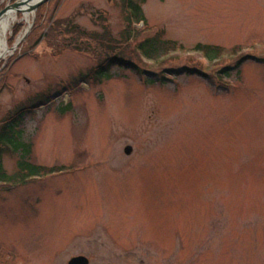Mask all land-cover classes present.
<instances>
[{"label":"rangeland","instance_id":"rangeland-1","mask_svg":"<svg viewBox=\"0 0 264 264\" xmlns=\"http://www.w3.org/2000/svg\"><path fill=\"white\" fill-rule=\"evenodd\" d=\"M141 6L130 38L123 0H52L13 23L0 129L31 109L30 160L55 173L0 185V264H264V0ZM156 36L176 50L146 60Z\"/></svg>","mask_w":264,"mask_h":264},{"label":"trees","instance_id":"trees-1","mask_svg":"<svg viewBox=\"0 0 264 264\" xmlns=\"http://www.w3.org/2000/svg\"><path fill=\"white\" fill-rule=\"evenodd\" d=\"M146 0H123L124 8L127 13L128 22V35L132 37L134 28L145 22L142 6ZM169 42H161L160 37L156 36L151 39H146L137 45V51L146 60L153 61L155 58L174 51L176 49L169 48ZM195 50L197 52L204 53L205 56L212 60L218 54V49H213L208 46L198 45ZM113 64L119 66H127L126 61L112 60ZM104 70V69H103ZM107 69L104 71H97V77L105 78ZM225 73V71H223ZM30 110V111H29ZM21 109L19 113L0 129V185H13L21 186L25 185L33 179L39 178L45 175H52L55 173L53 170H48L45 167L35 165L31 162V145L26 144L23 140V126L24 116L26 113L32 112L31 109ZM4 154H11L18 156L16 171L12 174L8 173L3 165Z\"/></svg>","mask_w":264,"mask_h":264},{"label":"water","instance_id":"water-1","mask_svg":"<svg viewBox=\"0 0 264 264\" xmlns=\"http://www.w3.org/2000/svg\"><path fill=\"white\" fill-rule=\"evenodd\" d=\"M52 0H33V4H30L29 1H24V0H19L18 2H16L15 4H13L12 6L8 7L7 9H5L4 11H2L0 13V20L7 14V12L11 11V10H15L17 11V13H21L23 14L24 12L26 14L29 13H33L35 11H37L39 9V7H41L42 5L50 2ZM22 7H26V9L22 10ZM29 34V30L25 33V35L22 37V39L20 40V42H22L23 40L26 39V37ZM20 44V43H19ZM16 45V47L14 49H11L12 51H15L16 48L19 46ZM133 152V149L131 147H127L125 149V154L126 155H131ZM69 264H89V261L87 258L85 257H75L73 258Z\"/></svg>","mask_w":264,"mask_h":264},{"label":"bare ground","instance_id":"bare-ground-1","mask_svg":"<svg viewBox=\"0 0 264 264\" xmlns=\"http://www.w3.org/2000/svg\"><path fill=\"white\" fill-rule=\"evenodd\" d=\"M24 1H29L30 4H33V0ZM21 9L24 10L26 7ZM18 14L17 11L11 10L0 20V61L8 59L13 54L8 45V34L13 29V23L17 21ZM23 15L25 17L24 21L29 22V14L24 12Z\"/></svg>","mask_w":264,"mask_h":264}]
</instances>
